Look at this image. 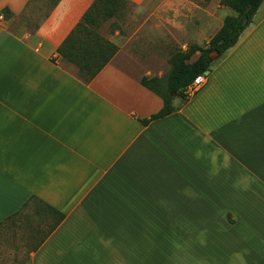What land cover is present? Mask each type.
Instances as JSON below:
<instances>
[{
    "label": "crops",
    "instance_id": "obj_1",
    "mask_svg": "<svg viewBox=\"0 0 264 264\" xmlns=\"http://www.w3.org/2000/svg\"><path fill=\"white\" fill-rule=\"evenodd\" d=\"M126 1L117 53L86 83L57 53L96 0H0V238L30 232L20 264H264V3L206 84L143 126L163 101L140 81L236 15L222 0ZM32 6L52 8L13 33Z\"/></svg>",
    "mask_w": 264,
    "mask_h": 264
},
{
    "label": "trees",
    "instance_id": "obj_2",
    "mask_svg": "<svg viewBox=\"0 0 264 264\" xmlns=\"http://www.w3.org/2000/svg\"><path fill=\"white\" fill-rule=\"evenodd\" d=\"M221 3L233 10L236 16L226 19L221 30L208 45L205 47L190 46L182 60L179 59L164 79L143 78L140 81L144 88L159 96L163 101V108L157 115L140 121L143 126H148L154 121L176 113L179 108L175 106V100L183 98L184 103L188 101L187 89L197 77L210 72L213 55L223 57L238 44L243 33L252 24L264 0H222ZM129 9L130 3L126 0H96L83 17L82 22L59 48L57 53L59 57L73 65L84 82L90 83L94 80L117 53V48L103 39L97 30L109 20L119 18ZM3 15L7 19L11 17L8 10H4ZM196 53H200L201 56L195 62L185 63L191 60ZM47 208L56 213L51 207ZM230 218L228 221L232 223ZM63 219L64 216L61 215V221Z\"/></svg>",
    "mask_w": 264,
    "mask_h": 264
},
{
    "label": "rangeland",
    "instance_id": "obj_3",
    "mask_svg": "<svg viewBox=\"0 0 264 264\" xmlns=\"http://www.w3.org/2000/svg\"><path fill=\"white\" fill-rule=\"evenodd\" d=\"M51 8H52L51 6H46V7L32 6L31 10L27 14H25L20 19L16 20L14 23L11 24L10 30L19 36H25L29 33L34 32L38 28L39 24L46 18ZM127 14L135 15V10L130 12L129 10H127L126 13L122 14L119 18H117V21L113 22L111 25L104 26L103 24L97 30V33L103 39L110 42L108 40V35L118 29L120 30L121 26H119L118 22L123 21L125 15ZM216 56L217 55H213L212 58L215 59ZM122 68L129 74L132 75L134 74V72L128 68L126 67H122ZM168 72H166V75ZM184 102L185 99L182 98L178 100L177 105L181 106L182 104H184ZM27 234H29L30 237V232L27 233V230H23V231L10 230L4 233V235L0 238V264H20L26 260V258L28 257L29 249H26L25 247L26 241L24 240L27 241L29 240ZM3 259L4 261H2Z\"/></svg>",
    "mask_w": 264,
    "mask_h": 264
},
{
    "label": "built area",
    "instance_id": "obj_4",
    "mask_svg": "<svg viewBox=\"0 0 264 264\" xmlns=\"http://www.w3.org/2000/svg\"><path fill=\"white\" fill-rule=\"evenodd\" d=\"M2 19V18H1ZM207 81V74L201 75L195 79L193 84L187 89V97L193 96L199 89H201Z\"/></svg>",
    "mask_w": 264,
    "mask_h": 264
},
{
    "label": "water",
    "instance_id": "obj_5",
    "mask_svg": "<svg viewBox=\"0 0 264 264\" xmlns=\"http://www.w3.org/2000/svg\"><path fill=\"white\" fill-rule=\"evenodd\" d=\"M220 59V56L217 55L215 59L211 58V62L215 63L216 61H218Z\"/></svg>",
    "mask_w": 264,
    "mask_h": 264
}]
</instances>
